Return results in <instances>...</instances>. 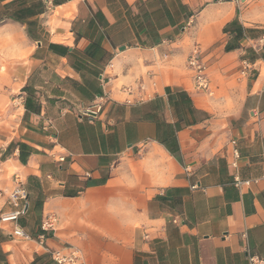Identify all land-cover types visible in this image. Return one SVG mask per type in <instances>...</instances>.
I'll return each mask as SVG.
<instances>
[{"label":"crops","instance_id":"obj_1","mask_svg":"<svg viewBox=\"0 0 264 264\" xmlns=\"http://www.w3.org/2000/svg\"><path fill=\"white\" fill-rule=\"evenodd\" d=\"M2 21L30 45L0 215L17 175L30 238L0 224V264L67 245L84 264H264V0H0ZM195 46L211 95L186 68Z\"/></svg>","mask_w":264,"mask_h":264},{"label":"built area","instance_id":"obj_2","mask_svg":"<svg viewBox=\"0 0 264 264\" xmlns=\"http://www.w3.org/2000/svg\"><path fill=\"white\" fill-rule=\"evenodd\" d=\"M186 68L190 72L193 81V88L199 93H204L211 95L212 90L210 87V81L207 75V65L204 62L199 46H195L191 53L188 55L186 60ZM248 68L245 64L244 70ZM134 90H137L138 94L140 91L144 90V85L142 81L134 83V85L125 86L124 91L128 94H132ZM134 97H130L127 102H132ZM88 110L87 112H90ZM234 141L232 144L234 145ZM232 167H237V160L240 157V154L236 147L232 149ZM63 158H60L62 160ZM14 186L7 194V204L10 206V210L0 215V224L14 223V229L12 230V235L21 239H29L30 235L18 224L20 217L25 213V208L27 206V192L25 190L24 184L19 176L15 175L14 177ZM251 183L250 180H242L238 175H235L233 178V185L237 188L243 186H249ZM56 217L53 214H47L41 220V230L42 233L38 234L35 237V240L39 246H44L45 241L48 238L46 232L55 231L56 226ZM145 238H148V235H144ZM51 258L54 264H84L83 258L79 250L72 246L67 245L60 248H56L51 252ZM251 263L254 264L257 261L254 258H251Z\"/></svg>","mask_w":264,"mask_h":264},{"label":"rangeland","instance_id":"obj_3","mask_svg":"<svg viewBox=\"0 0 264 264\" xmlns=\"http://www.w3.org/2000/svg\"><path fill=\"white\" fill-rule=\"evenodd\" d=\"M29 42L18 28L0 22V139L11 136L18 127L19 110L14 96L28 57Z\"/></svg>","mask_w":264,"mask_h":264},{"label":"water","instance_id":"obj_4","mask_svg":"<svg viewBox=\"0 0 264 264\" xmlns=\"http://www.w3.org/2000/svg\"><path fill=\"white\" fill-rule=\"evenodd\" d=\"M26 208H27V207H26ZM26 208H25V209H26Z\"/></svg>","mask_w":264,"mask_h":264}]
</instances>
